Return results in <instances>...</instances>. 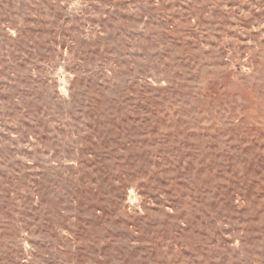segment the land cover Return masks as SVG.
Instances as JSON below:
<instances>
[{"label":"rangeland","instance_id":"obj_1","mask_svg":"<svg viewBox=\"0 0 264 264\" xmlns=\"http://www.w3.org/2000/svg\"><path fill=\"white\" fill-rule=\"evenodd\" d=\"M0 264H264V0H0Z\"/></svg>","mask_w":264,"mask_h":264}]
</instances>
